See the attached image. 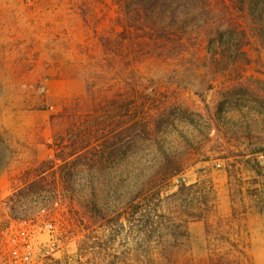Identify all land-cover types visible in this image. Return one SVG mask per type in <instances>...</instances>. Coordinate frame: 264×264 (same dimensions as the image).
Wrapping results in <instances>:
<instances>
[{
  "label": "rangeland",
  "instance_id": "obj_1",
  "mask_svg": "<svg viewBox=\"0 0 264 264\" xmlns=\"http://www.w3.org/2000/svg\"><path fill=\"white\" fill-rule=\"evenodd\" d=\"M161 2L0 0V264H264L259 25ZM143 3L236 21L247 60L211 62ZM143 197L166 215L137 236L115 215Z\"/></svg>",
  "mask_w": 264,
  "mask_h": 264
},
{
  "label": "trees",
  "instance_id": "obj_2",
  "mask_svg": "<svg viewBox=\"0 0 264 264\" xmlns=\"http://www.w3.org/2000/svg\"><path fill=\"white\" fill-rule=\"evenodd\" d=\"M161 1L163 0H147V2L151 3L150 6H152V8H154L156 4H160L159 8H161V6L163 5ZM225 3L227 4L225 8V10L227 11L229 10L230 4H232L234 8L240 11H246L250 18L259 25V34L262 38H264V0H226ZM203 7L206 6H199L193 10L186 9L183 10L181 14H167L163 11H160L158 13H147L148 9L144 4V13L145 17L149 19L151 23L157 22L160 24V21L168 19L170 25H166V27H170L172 23H174V21L178 20H180L183 24H189L190 29L184 30L181 33L185 36H190L193 31L203 33L206 41L205 57L210 59V61L214 62L215 64H226L227 62H236L240 60L246 61L247 59L245 56V52L242 49L246 37L244 30L241 29L240 25H238L237 22L233 20L228 19V21H226L225 19L223 21H214V17L209 16L212 10L209 7H206L207 10H205ZM197 9H201L203 13L196 15L195 11ZM207 13L208 15H206ZM225 67H228L227 64L225 65ZM218 104L220 105V103ZM132 127H134L135 130L137 128H141L143 130L149 128L145 125H139L138 121H135ZM75 153L76 151H73L69 153V155ZM96 156L98 157L97 159L99 161L102 160L101 155ZM173 172L174 171H171V173ZM143 201H145L144 197L142 198V200L134 199L133 203L131 202V205H129L130 211H118L115 215L116 222L118 223V225L122 226L123 221L121 220V217L125 214L132 213V224L134 225L133 229L135 235L137 236H142L148 230L150 231L151 229L155 228L154 223L160 222V220L164 217L163 215H166L163 207H154L149 203L146 204ZM100 229H102V232L107 230L106 223L101 224Z\"/></svg>",
  "mask_w": 264,
  "mask_h": 264
},
{
  "label": "built area",
  "instance_id": "obj_3",
  "mask_svg": "<svg viewBox=\"0 0 264 264\" xmlns=\"http://www.w3.org/2000/svg\"><path fill=\"white\" fill-rule=\"evenodd\" d=\"M57 204V201H54V205H56ZM44 228L46 229V230H48V231H52L53 230V228H54V225H53V223L51 222V221H46L45 223H44ZM26 257V256H25Z\"/></svg>",
  "mask_w": 264,
  "mask_h": 264
}]
</instances>
